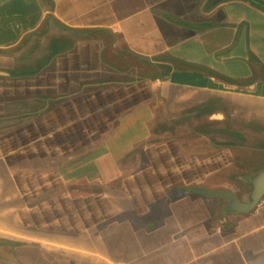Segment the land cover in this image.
Instances as JSON below:
<instances>
[{
	"label": "crops",
	"instance_id": "1",
	"mask_svg": "<svg viewBox=\"0 0 264 264\" xmlns=\"http://www.w3.org/2000/svg\"><path fill=\"white\" fill-rule=\"evenodd\" d=\"M264 0H0V264H264Z\"/></svg>",
	"mask_w": 264,
	"mask_h": 264
},
{
	"label": "water",
	"instance_id": "2",
	"mask_svg": "<svg viewBox=\"0 0 264 264\" xmlns=\"http://www.w3.org/2000/svg\"><path fill=\"white\" fill-rule=\"evenodd\" d=\"M211 196L222 197L230 200V209L235 212L247 213L254 210L264 198V171L259 173L253 181V190L250 202H242L237 195L227 191L210 192Z\"/></svg>",
	"mask_w": 264,
	"mask_h": 264
},
{
	"label": "rangeland",
	"instance_id": "3",
	"mask_svg": "<svg viewBox=\"0 0 264 264\" xmlns=\"http://www.w3.org/2000/svg\"><path fill=\"white\" fill-rule=\"evenodd\" d=\"M261 163L264 164V158L262 159ZM238 193H240L241 195H245V197H243V199H244L246 202H250L252 191H248V192H238ZM262 201H264V198H263ZM260 203H261V202H260ZM260 203H259V204H260ZM258 206H259V205H258ZM258 206L253 210V212H255V210L258 208Z\"/></svg>",
	"mask_w": 264,
	"mask_h": 264
}]
</instances>
